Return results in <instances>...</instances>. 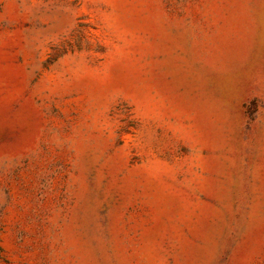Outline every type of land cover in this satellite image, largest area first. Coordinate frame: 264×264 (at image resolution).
Instances as JSON below:
<instances>
[{
  "label": "rangeland",
  "instance_id": "rangeland-1",
  "mask_svg": "<svg viewBox=\"0 0 264 264\" xmlns=\"http://www.w3.org/2000/svg\"><path fill=\"white\" fill-rule=\"evenodd\" d=\"M0 264H264V0H0Z\"/></svg>",
  "mask_w": 264,
  "mask_h": 264
}]
</instances>
